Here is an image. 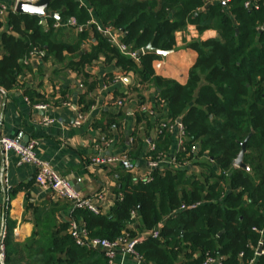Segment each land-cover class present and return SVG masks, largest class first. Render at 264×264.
Wrapping results in <instances>:
<instances>
[{
    "label": "trees",
    "instance_id": "16d2710c",
    "mask_svg": "<svg viewBox=\"0 0 264 264\" xmlns=\"http://www.w3.org/2000/svg\"><path fill=\"white\" fill-rule=\"evenodd\" d=\"M245 1L88 0L95 20L122 29L123 41L133 51L152 39L153 47L170 51L175 33L188 25L199 34L217 33L187 44L197 57L184 85L154 75L151 64L160 56L141 55L138 66L95 33L92 50L106 49L122 69L149 81L167 108L170 124L160 129L153 157L167 153L168 126L181 120L184 152L174 156V163L191 160L201 171L187 175L181 168H157L149 183L136 185L130 173L121 171L120 198L108 215L75 211L91 237L114 240L146 233L134 247L144 264H201L206 255L224 257L223 264H264V255H255L259 246L264 249V234H259L264 229V2H258V10H248ZM47 11L64 22L74 19V29L91 18L76 0H52ZM45 20L48 26L43 27L37 16L9 11L8 31H0V88L13 89L30 71L26 61L31 52L61 60L63 51H74L51 25L56 19ZM84 36L77 32V42ZM247 137L245 170L235 167L234 160ZM195 145L198 153L188 159ZM24 208L30 210L32 231L18 242L14 224L6 220L0 264H107L101 253L78 247L67 223L58 220V212L69 211V202L46 199L34 205L25 199ZM153 232L158 236L153 238Z\"/></svg>",
    "mask_w": 264,
    "mask_h": 264
},
{
    "label": "crops",
    "instance_id": "0c3cea01",
    "mask_svg": "<svg viewBox=\"0 0 264 264\" xmlns=\"http://www.w3.org/2000/svg\"><path fill=\"white\" fill-rule=\"evenodd\" d=\"M12 3L13 0H0L8 8L0 16V31H8ZM83 4L95 19L88 0H83ZM50 13L45 12V19ZM51 25L61 30V41L74 51H63L61 60L45 58L44 52L29 56L26 65L30 71L22 74L13 89L0 88L1 135L22 144H26L25 139L27 143L35 141L38 158L49 163L83 196H101L94 204L104 216L120 196L116 192L120 185L117 175L124 170L119 164L91 165L94 157L127 156L136 167L131 173L133 179L145 176L150 160H158L160 170L181 168L187 175L196 172V167L201 171L190 161L181 166L174 163V156L184 152L175 126L169 131L171 142L167 153L153 157L158 131L170 122L167 108L159 100V91L149 81H144L136 72L122 69L106 49L92 50L97 45L92 28H85V36L78 43L77 31L69 22L56 19ZM216 36L214 30L199 34L194 25L176 32L171 52L152 61L154 75L184 85L197 57L187 44ZM157 62H161L158 70L154 68ZM79 113L84 114V122L75 127L73 121ZM45 119L53 122L45 124ZM34 173L33 167L18 165L14 154L0 152V224L6 228V220L13 223V236L18 242L32 231L30 210L24 208L25 199L34 205L46 199L56 201L50 190L35 185ZM68 213L58 212V220L68 223ZM75 218L84 223L81 217ZM145 237L146 233H142L139 240ZM116 264L136 263L118 258Z\"/></svg>",
    "mask_w": 264,
    "mask_h": 264
},
{
    "label": "built area",
    "instance_id": "2783aa9c",
    "mask_svg": "<svg viewBox=\"0 0 264 264\" xmlns=\"http://www.w3.org/2000/svg\"><path fill=\"white\" fill-rule=\"evenodd\" d=\"M27 2V3H36L39 0H13L12 3V11H14L15 5L19 2ZM82 6L83 0H77ZM225 4L230 2L231 0H221ZM259 0H247L244 2V8L248 10H258ZM8 11V8L5 5L0 4V16L4 15ZM69 24L74 26L75 20L70 19ZM86 27L92 28L95 32L100 34L107 43L112 47L115 48L121 55L128 57L134 63H140V56H141V49L139 51L131 50L130 46L127 45L123 38L125 33L119 31L117 28L110 24H101L93 18L82 26L76 27V31L82 32L85 30ZM41 52L33 51L30 53L29 56L33 55H40ZM161 62H157L154 66L156 70L160 69ZM39 109H44V106H38ZM53 121L45 119L44 123H52ZM84 122V114L79 113L76 115L73 125L75 127H79ZM176 127L180 133V142L182 143L183 137V127L181 124L175 123L173 126H168L169 131H172L173 127ZM166 125H162L161 128H165ZM160 129L158 134H160ZM36 145L37 143L28 142L26 144H22L17 142L13 139L5 137L4 135L0 134V152L3 154L12 153L17 158L18 165H28L33 167L34 173V183L38 187H41L46 190H50L54 199L56 200H63L70 203L69 209V221L68 225V233L71 236L72 240L78 247L87 248L96 252L101 253L107 260V264H116V260L118 258L121 259H132L135 261L136 264H144L142 259L135 253L134 247L139 240L130 239L128 235L123 237L116 238L114 240H107L101 238H94L91 237L85 228V224L79 222L74 214L77 210H84L92 213L93 215H100L98 208L94 204L95 199H99L101 196L95 197H85L79 191H77L71 183L65 179L64 177L60 176V174L53 169L49 163L43 161L38 158L36 154ZM154 149V145L152 144V150ZM197 148L194 146L191 150V153L196 151ZM112 164H119L120 167L128 172L132 173L135 172L136 167L135 164L127 156H120V157H94L91 159V165H112ZM160 162L150 160L148 162V172L145 176L137 177V179H133L136 184L142 183L147 184L152 180V173L154 170L159 168ZM120 198V196H119ZM198 204L188 206L186 209H194ZM181 209H185L182 207ZM131 216L134 218L135 213L132 212ZM255 231V229H253ZM260 235L264 234V229L259 231ZM6 230L4 224H0V262L2 263L4 258V246L3 241L5 239ZM158 236V232H153L152 237L155 238ZM261 245V244H260ZM256 256L264 255V249H261V253L257 254ZM242 257V254L239 255V258ZM225 258L224 257H214L211 255H206L203 262L201 264H223ZM246 264H254V260H250Z\"/></svg>",
    "mask_w": 264,
    "mask_h": 264
},
{
    "label": "water",
    "instance_id": "95a60500",
    "mask_svg": "<svg viewBox=\"0 0 264 264\" xmlns=\"http://www.w3.org/2000/svg\"><path fill=\"white\" fill-rule=\"evenodd\" d=\"M51 1L52 0H39L36 3H27V2L19 1L15 5L14 11L16 13L28 14V15H33V16L39 17L40 18V24L43 27H45V12L47 11L48 6H49ZM222 4L225 5L224 2H222ZM50 16L55 18V19H58L57 14L50 13ZM152 42H153V39L144 48L141 49V53H140L141 55L156 54V55L164 58V57H166V55H168L171 52V51H163V50H160V49L153 47ZM176 123L181 124V120H177ZM248 139H249V137H247L246 140L243 143H241L240 152L238 153L236 159L234 160V166L235 167L245 169V170H247L248 167L243 164L242 159H243V155L246 151L245 146H246V142L248 141ZM23 142L27 143L26 139L23 140ZM71 185H72V183H71ZM75 189L78 191L77 188H75ZM221 234H222V232L219 233V235H221ZM261 249H262L261 246H259L257 249V254L261 253Z\"/></svg>",
    "mask_w": 264,
    "mask_h": 264
},
{
    "label": "rangeland",
    "instance_id": "374dc122",
    "mask_svg": "<svg viewBox=\"0 0 264 264\" xmlns=\"http://www.w3.org/2000/svg\"><path fill=\"white\" fill-rule=\"evenodd\" d=\"M78 2V1H77ZM195 147L197 148V150L196 151H194V152H192L189 156H187V158L189 157L190 159L192 158V156H195L196 157V154L198 153V146L197 145H195ZM206 155V154H205ZM194 157V158H195ZM205 157H207V156H205ZM188 158V159H189ZM166 162H168L167 160H166ZM190 162H191V160H190ZM243 162V161H242ZM169 163H171V162H169ZM176 165H178V164H176ZM179 166V165H178ZM196 169H197V171L196 172H194L193 174H198L199 173V169L196 167ZM189 173V172H188ZM191 175V174H190ZM227 188H225V191L227 192ZM141 235L142 234H138L137 236H135V237H130V235L128 234V236H129V238L130 239H136V240H139V239H141ZM3 250H4V248H3ZM4 259V258H3Z\"/></svg>",
    "mask_w": 264,
    "mask_h": 264
}]
</instances>
